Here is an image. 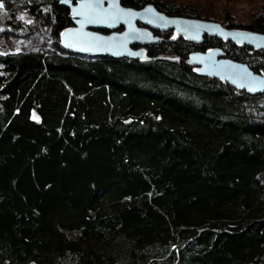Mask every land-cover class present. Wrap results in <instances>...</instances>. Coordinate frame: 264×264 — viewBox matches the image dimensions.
<instances>
[{
	"label": "trees",
	"instance_id": "trees-1",
	"mask_svg": "<svg viewBox=\"0 0 264 264\" xmlns=\"http://www.w3.org/2000/svg\"><path fill=\"white\" fill-rule=\"evenodd\" d=\"M238 1L122 0L264 33ZM0 3V27L53 47L0 53V264H264V94L186 62L220 47L263 73L264 50L168 32L147 59L87 56L59 0Z\"/></svg>",
	"mask_w": 264,
	"mask_h": 264
},
{
	"label": "water",
	"instance_id": "water-1",
	"mask_svg": "<svg viewBox=\"0 0 264 264\" xmlns=\"http://www.w3.org/2000/svg\"><path fill=\"white\" fill-rule=\"evenodd\" d=\"M89 2L59 0L61 5L70 10L73 20V26L63 36L65 48L72 53L147 59V47L166 39L156 32L166 33L170 30L175 31L176 38H184L194 44H202L206 35H212L257 51L264 50V33L230 28L221 22L198 17L171 16L152 2L136 8L116 0L118 7L113 8V0H104V3L92 9L85 6ZM149 8L153 11L148 12ZM129 12L137 15L127 14ZM88 17L95 18L97 22H87ZM186 62L194 67L197 74L228 83L237 91L250 96L264 94V72L257 73L247 63L228 57L220 47L196 50ZM242 84L244 87L240 86Z\"/></svg>",
	"mask_w": 264,
	"mask_h": 264
},
{
	"label": "rangeland",
	"instance_id": "rangeland-1",
	"mask_svg": "<svg viewBox=\"0 0 264 264\" xmlns=\"http://www.w3.org/2000/svg\"><path fill=\"white\" fill-rule=\"evenodd\" d=\"M171 2H196L202 0H169ZM224 5L233 9L235 15L234 21L237 23H249L251 15L263 10L264 0L238 1L235 3L225 2ZM224 26L223 20L217 19ZM53 49L51 42L34 33L28 36H20L8 30L6 27H0V53L18 52V51H39ZM264 101V100H263Z\"/></svg>",
	"mask_w": 264,
	"mask_h": 264
},
{
	"label": "snow or ice",
	"instance_id": "snow-or-ice-1",
	"mask_svg": "<svg viewBox=\"0 0 264 264\" xmlns=\"http://www.w3.org/2000/svg\"><path fill=\"white\" fill-rule=\"evenodd\" d=\"M102 3H104V0H94V2H93V0H90V2L89 3H87L85 6L87 7V8H89V9H92V8H94L95 6H98V5H100V4H102ZM3 3H0V8H3ZM113 8H117L118 7V4L116 3V0H113V3H112V5H111ZM121 11H123V10H121ZM147 11L148 12H152L153 11V9H151V8H149V9H147ZM78 14H80V13H78ZM127 14H129V15H137L136 13H131V12H129V13H127ZM21 19H23V17H20ZM87 22H89V23H93V22H97L96 21V19L95 18H93V17H88V19H87ZM216 28H219V26H215ZM259 46V45H258ZM241 87H244V85L242 84V85H240ZM249 90H254V89H252V88H250ZM34 119H38L37 117H33Z\"/></svg>",
	"mask_w": 264,
	"mask_h": 264
},
{
	"label": "flooded vegetation",
	"instance_id": "flooded-vegetation-1",
	"mask_svg": "<svg viewBox=\"0 0 264 264\" xmlns=\"http://www.w3.org/2000/svg\"><path fill=\"white\" fill-rule=\"evenodd\" d=\"M168 32H170V33L172 32V34L170 35V37L172 36L171 38H176V37H175V31H174V30H170V31H168ZM168 32L163 33L164 35H162V36H164V37L166 38L167 36H165V34H168Z\"/></svg>",
	"mask_w": 264,
	"mask_h": 264
}]
</instances>
